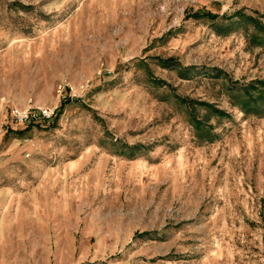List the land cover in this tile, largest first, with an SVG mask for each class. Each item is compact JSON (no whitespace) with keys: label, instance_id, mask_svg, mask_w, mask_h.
I'll return each instance as SVG.
<instances>
[{"label":"rangeland","instance_id":"1","mask_svg":"<svg viewBox=\"0 0 264 264\" xmlns=\"http://www.w3.org/2000/svg\"><path fill=\"white\" fill-rule=\"evenodd\" d=\"M0 264H264V0H0Z\"/></svg>","mask_w":264,"mask_h":264},{"label":"built area","instance_id":"2","mask_svg":"<svg viewBox=\"0 0 264 264\" xmlns=\"http://www.w3.org/2000/svg\"><path fill=\"white\" fill-rule=\"evenodd\" d=\"M66 84L61 83L58 89V103L56 105H40L32 98L27 101L24 106L12 107L10 109V116L12 121L20 126L31 127L41 123H48L55 119L61 109V103L66 101L67 98L77 96L74 89L71 88L70 92L67 91ZM86 89L82 85L79 91L82 93ZM29 141V140H27Z\"/></svg>","mask_w":264,"mask_h":264}]
</instances>
